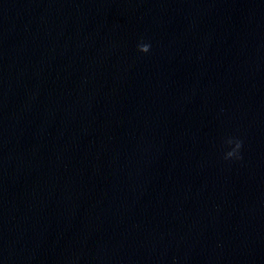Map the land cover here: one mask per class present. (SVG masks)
Returning a JSON list of instances; mask_svg holds the SVG:
<instances>
[{"label":"water","instance_id":"water-1","mask_svg":"<svg viewBox=\"0 0 264 264\" xmlns=\"http://www.w3.org/2000/svg\"><path fill=\"white\" fill-rule=\"evenodd\" d=\"M0 264H264V0H0Z\"/></svg>","mask_w":264,"mask_h":264},{"label":"clouds","instance_id":"clouds-1","mask_svg":"<svg viewBox=\"0 0 264 264\" xmlns=\"http://www.w3.org/2000/svg\"><path fill=\"white\" fill-rule=\"evenodd\" d=\"M138 49L139 51L141 52H148L151 45L150 43H142V44H139L138 46ZM241 141L240 140H235V148L233 150V152L229 153V157H233V156H238V149L241 147Z\"/></svg>","mask_w":264,"mask_h":264}]
</instances>
